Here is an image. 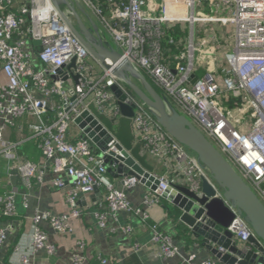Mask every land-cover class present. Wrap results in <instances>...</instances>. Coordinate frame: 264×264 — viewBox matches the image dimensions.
Masks as SVG:
<instances>
[{
	"label": "built area",
	"instance_id": "built-area-1",
	"mask_svg": "<svg viewBox=\"0 0 264 264\" xmlns=\"http://www.w3.org/2000/svg\"><path fill=\"white\" fill-rule=\"evenodd\" d=\"M72 2L84 22L91 26L93 20L98 25L97 35L130 59L178 112L205 134L264 203V0ZM63 12L65 17L52 0H0V157L13 161L12 170L18 171L26 186L43 184L46 174L52 172V186L64 190L70 206V214H34L31 246L22 252L19 264H32V254L39 251L55 252L42 223L48 222L59 233L72 232L69 217L82 214L80 195L95 188L100 192L104 188L106 210L97 211L100 226H106L109 215L116 218L118 211L143 215L142 222L157 245L155 256L162 258L163 264H222L218 258L198 260L193 252L183 255L172 236L148 223L146 211L132 206L125 190L141 183L138 172L120 176L122 188L115 185L105 158L111 156V166L116 168L118 156L125 157L122 151L130 154L124 147L118 148L121 110L111 89L118 84L136 103L134 142L148 155L154 166L152 174L159 180L155 190L147 189L145 202L155 204L173 185L200 193L203 182L223 197V190L195 153L167 132L151 109L114 75V67L94 57L73 33L68 20L75 24L74 12L67 7ZM37 40L41 43L36 44ZM91 105L112 122V130H107L114 142L103 153L95 151V143L92 147L83 128L74 122L89 111L101 130L106 129ZM24 116L31 119L28 129L38 141L43 164L23 159L17 143L5 136V130ZM153 162L164 171L155 170ZM16 196L11 191L0 198L5 217L18 214ZM227 204L236 214L229 227L233 238L248 251L254 231L236 208ZM119 228L134 232L130 225ZM7 238L8 228H1L0 250ZM259 244L264 248L260 239ZM84 259L75 254L72 261L82 264ZM97 264L114 263L100 255Z\"/></svg>",
	"mask_w": 264,
	"mask_h": 264
},
{
	"label": "water",
	"instance_id": "water-1",
	"mask_svg": "<svg viewBox=\"0 0 264 264\" xmlns=\"http://www.w3.org/2000/svg\"><path fill=\"white\" fill-rule=\"evenodd\" d=\"M52 2L64 17V7L74 12L75 24L68 20L73 33L94 57L103 64L114 67V75L127 84L131 95L134 96L133 92L135 98L151 109L167 132L195 153L200 164L209 171L217 186L223 190V197L216 196V190L207 182H203L200 193L181 185L167 188L162 193V197L181 210L179 221L187 225L193 236L200 239L202 245L209 249L222 264H264V255L255 251L260 250L264 253V248L259 246V239L264 243V203L251 186L205 134L189 118L179 113L130 59L124 57L110 42L97 35L98 25L93 20H90L91 26L84 22L72 0H52ZM77 8L84 12L81 5ZM35 43L40 44L41 41L37 40ZM74 65L72 62L71 66ZM77 78L78 76H75V79ZM111 89L118 99L121 110L116 133L121 143L118 148L121 150L125 148L130 151V154L123 150L125 157L118 156L120 161L116 168L111 166V156H106L108 172L114 177L139 173L141 183L155 190L159 180L152 174L154 166L149 161L148 155L141 152L140 144L134 142L132 117L136 103L118 84L113 85ZM90 108L100 118L106 129L101 130L98 120L89 111H84L76 117L74 122L83 128L85 139L89 140L92 147L95 143V151L103 153L114 142L108 132L112 130V122L108 117L100 116L93 105ZM13 178L20 179L16 169L12 171ZM95 191L99 193L98 188H95ZM227 202L236 208L238 214L244 217L254 231L249 238L253 246L248 251L238 245L229 229L236 214ZM220 248L223 251H220Z\"/></svg>",
	"mask_w": 264,
	"mask_h": 264
},
{
	"label": "crops",
	"instance_id": "crops-1",
	"mask_svg": "<svg viewBox=\"0 0 264 264\" xmlns=\"http://www.w3.org/2000/svg\"><path fill=\"white\" fill-rule=\"evenodd\" d=\"M37 64L38 62H34ZM0 63V80H2ZM30 117L24 116L16 120V125L5 130L7 139L17 143V152L23 159L43 164L41 149L38 141L32 137L28 129ZM0 123L2 121L0 120ZM75 126H73L74 128ZM13 161L0 157V198L7 192H16L18 214L5 217L1 213L0 201V229L8 228V238L0 250V264H19L22 252L31 246L33 234V216L36 212L50 211L53 214H70V206L65 198L64 190L52 186L53 173L48 172L43 184L33 183L26 186L18 178L12 179ZM155 164V170L164 171ZM68 180V176L64 173ZM115 185L122 188L120 177L111 176ZM147 187L140 183L131 190H125L134 208L141 207L148 214V223L157 224L165 233L172 236L174 243L183 255L196 253L198 260L217 258L209 249L202 245V241L191 233L190 236L178 233V224L171 212L176 207L166 198H161L153 205L145 202ZM102 193V194H101ZM104 202V188L101 192L81 194L79 208L80 216L69 217L72 232H56L48 222H43V228L48 232L49 242L56 249L53 253L46 250L32 254V264H74L75 254L85 257L82 264H97L98 257L106 256L114 264H163L164 260L155 256L157 245L152 240L151 230L142 222L143 215L132 211H118L116 218L109 215L106 226L98 223L97 211L106 210ZM103 205V207H102ZM120 225H130L134 232L131 234L120 230ZM84 244V247L80 246ZM137 246V247H136ZM176 260H172L175 262Z\"/></svg>",
	"mask_w": 264,
	"mask_h": 264
},
{
	"label": "trees",
	"instance_id": "trees-1",
	"mask_svg": "<svg viewBox=\"0 0 264 264\" xmlns=\"http://www.w3.org/2000/svg\"><path fill=\"white\" fill-rule=\"evenodd\" d=\"M159 90V89H158ZM172 216L175 218L176 223L178 224V233L185 235L184 237L190 236L188 233H190V230H188L187 225L179 221L181 210L177 207L173 208V211L171 212Z\"/></svg>",
	"mask_w": 264,
	"mask_h": 264
},
{
	"label": "rangeland",
	"instance_id": "rangeland-1",
	"mask_svg": "<svg viewBox=\"0 0 264 264\" xmlns=\"http://www.w3.org/2000/svg\"><path fill=\"white\" fill-rule=\"evenodd\" d=\"M126 86H127V84H126ZM127 88L129 89V87L127 86ZM129 91H130V89H129ZM132 94L135 96V94L132 92Z\"/></svg>",
	"mask_w": 264,
	"mask_h": 264
}]
</instances>
